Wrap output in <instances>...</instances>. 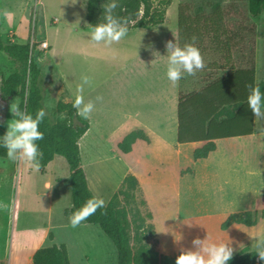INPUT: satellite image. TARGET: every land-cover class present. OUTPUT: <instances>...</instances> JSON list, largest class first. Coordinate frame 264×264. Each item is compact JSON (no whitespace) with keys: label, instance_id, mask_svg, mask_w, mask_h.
Masks as SVG:
<instances>
[{"label":"rangeland","instance_id":"1","mask_svg":"<svg viewBox=\"0 0 264 264\" xmlns=\"http://www.w3.org/2000/svg\"><path fill=\"white\" fill-rule=\"evenodd\" d=\"M76 1L78 0H43L50 25H54L57 20L56 27L63 26L64 29L79 25L82 18L79 4ZM148 3L156 14L163 15L164 18L168 15L169 20L178 21L180 7H185L186 15L190 20L197 19L193 25V30L196 33L194 35L198 36H195L194 44L200 49L205 67L197 71L195 75L185 74L182 76L180 80L181 93L198 91L210 81L225 75L227 71L223 68V64L227 50L225 47H220V44L229 41L235 42L237 36L241 38L239 42L237 40L238 47L232 45L229 53L233 54L235 51L236 60L234 63L237 67H242L246 66L254 55L255 38L258 34L260 42H258L256 66L257 79L264 81V10L258 17L252 16L248 10V0H148ZM39 10L40 5L36 3V0H0L1 37L4 40L29 41L32 44L33 57L40 65L44 51L39 50L40 40L36 37L37 25L38 30L42 25L40 18L38 22ZM210 19L220 21L218 48L212 47L213 33H211ZM57 38L53 32H50L49 42L51 44ZM52 47H54L53 44ZM51 60H53L52 53L43 61V67L41 66L43 91L50 86V83L46 81L50 75L46 73L52 69ZM59 69L62 70L66 80H73V52L63 56L61 67L58 66ZM12 70L11 61L0 52V86L2 78L7 77ZM60 96L57 94V90L46 93V113L53 121L56 120L54 113L56 101ZM18 105L19 100L10 101L7 104L0 100L2 135L6 131L7 122L13 118L11 113L13 106L18 107ZM255 135L256 138L264 139V119L256 118ZM252 140L253 137L220 140L217 150L211 153L208 162L195 161L192 156L190 158L188 155L182 157L180 162H188L179 166L178 191L171 187L172 179L170 178H168V186L158 187L161 177L170 175L176 167V145H178L176 140L168 144L155 142L152 145H141L138 151L127 156L125 162L130 166L131 174H149V177L156 175L154 186L149 188L152 195L150 200L147 198L149 206L147 202L146 204L143 202L146 201V195L148 196L143 185L144 190L142 189V191H131L127 197L122 195L118 197L116 206L119 210H124L127 213V227L133 249H136L141 242L152 249H157L160 243L158 235L160 239H168L171 234L175 233L171 221L174 222L175 216H178V233L188 240L186 242L188 246H192L193 238H204L207 234L210 240L230 243L234 250L233 256L246 249L255 251L257 238H264V207L257 209L255 206L253 208V211L257 209L258 212V222L255 226L246 227L234 224L225 230L221 228V224L228 213L212 209L223 204L248 210L256 198L264 197V145L251 144ZM61 159L64 160L62 157ZM65 163L67 166L66 161ZM3 164L4 166L9 165V169L0 177V264H14L15 243L12 241V235L15 229H18V233L15 234L17 244L15 249L20 251V245L28 244L29 240H40L38 224H42L43 220L47 222L48 215L47 207H44L43 202L37 201L30 190H27V188L31 189L33 176H25L26 161H9L3 162ZM104 165L110 167L109 164L104 163ZM59 168L60 178H63L65 166L61 165ZM112 172L116 171L112 170ZM204 173L209 174L208 177L213 179V187L216 188L213 189L216 193L211 196L213 199L211 205L206 193L202 190L203 182L201 181ZM22 174L23 180L25 179V186L22 185L24 194L21 196V204L17 205V198L21 194ZM68 182L69 184L62 181L55 190L59 194H64L62 195L63 201H66L67 191H70L71 188L70 181L68 180ZM207 185L209 186V183ZM149 207L154 213L157 230L163 231L164 226L169 231L158 232V235L155 232L150 235L146 228L149 223L153 222V218H150L152 212ZM50 219L55 220L56 216L53 214V218L50 216ZM56 220L59 221V219ZM85 224V228L78 227L79 233L84 237V248L98 256L95 255L96 257L92 258L88 253L82 254L69 241L70 263L88 264V258L97 263L100 260V252L103 251L107 255L105 264H118L117 250L111 240L104 234H99L102 231L98 225ZM62 236L65 235L58 234V238H62ZM50 237H52L51 234ZM34 244L35 242L31 246ZM42 244V247L52 246L48 240H44ZM86 255L87 257H84Z\"/></svg>","mask_w":264,"mask_h":264},{"label":"crops","instance_id":"2","mask_svg":"<svg viewBox=\"0 0 264 264\" xmlns=\"http://www.w3.org/2000/svg\"><path fill=\"white\" fill-rule=\"evenodd\" d=\"M76 3L79 4L82 18L81 23L76 27H67L66 29H64L63 26L56 27L58 24L56 17H54L57 20L56 23L50 25L45 12L47 8L44 6L46 5L44 2L40 5L38 22L40 18L42 25L39 30L37 25L36 37L38 40H45L49 44V47L46 50L38 47L39 50L44 51L40 67H43V61L46 60L49 54L52 53L53 56V60L50 61L52 69L50 72L46 73L47 75H50L46 79V81L50 83V86L43 91V99L45 104L46 93L48 91L51 92L57 90V94L61 96L56 101V106L59 101L73 104L77 94L76 85L80 83L81 75H87L91 78V86L86 85L83 92L80 93L83 96L84 102L91 100L94 103V110L89 118L85 119L81 117L89 122V129L79 141L81 147V162L86 170L88 185L92 193L96 198H102L104 204L107 205L114 194L122 187L124 178L131 174V168L125 162L127 156L138 151L139 146L141 145H152L155 142L159 144H168L174 140L177 141L178 99L181 79L175 84L167 79V59L166 56L163 55L166 54L165 44L167 41L176 40L179 44L178 21L175 19L169 20V16L166 15L163 23L156 25L144 24L136 28H131L126 37L118 42L105 46L102 43L94 44L89 41L88 34L91 31V27L88 26L86 19L87 0H78ZM50 32H53L58 37L56 41H52L54 47H52L51 42H49ZM237 40L239 42L241 38L237 36ZM237 40H235V42L229 41L228 43L220 44V47H224V44L227 50L224 55L223 68L227 72L231 68H247L250 66V61L252 59L256 73L255 84L258 85L261 82L257 79L256 68L258 42H260L259 36L256 34L253 57L249 59L246 66L242 67H237L234 63V60H236L235 51L233 54L229 53V49L231 50L232 45L238 47ZM70 52H73L74 55V74L73 80L71 81L65 79V75L61 69L58 70V66L61 67L63 56ZM153 52H158L161 56H159V54H154V57ZM42 75L41 72V78ZM64 94L65 96H63ZM97 96L101 97V99L96 100ZM54 114V118L56 119L54 122L66 118L65 112L60 113L55 110ZM132 132H138L139 136L132 144L131 151L124 153L119 149V144ZM255 134L256 118H254L253 134L240 137H253L251 144L257 143L263 146L264 139L256 138ZM0 135H2L1 125ZM220 140L215 141L216 149L213 152L217 150L218 142ZM177 144L176 167L170 175H163L161 177L158 185L159 188H165L168 186V178H170L172 179L171 187H174L176 191H178L179 166L188 162H180L182 157L186 155L190 158L191 156L193 157L194 150L202 147L205 142L188 144H179L177 142ZM211 153L206 158L195 160L193 157V159L198 162H208ZM61 157L62 156L56 155L44 168L43 172L40 170H33L27 162L25 164V176H33L31 189L27 188V190H30L31 194L37 201H42L43 203H41L44 204L45 208L47 207L48 221L46 222L43 220L42 224H38V231H40L41 237L40 240H29V243L32 244L35 242V244L33 246L29 243L26 245H20V251L15 249L17 246L15 242V234L18 233V229H15L12 235V241L15 243L14 264H32L33 254L36 249L43 246L42 243H44V240H48L52 245H66L68 255L70 242H72L76 246V249L82 252V254L88 253L92 258L98 256V254L93 251V253H91V250L84 248V237L81 236V233H79L78 230V227L85 228V223L87 222L83 220L75 227L70 223V218L75 212L71 210L73 207L72 188H70V191H67L68 194L66 201L62 200L63 193L59 194L55 191L58 184L62 181L69 184V180L71 186L69 165L66 166L65 158L62 157L64 158V161ZM3 162L7 163L9 160H7L5 155L0 154V177L9 169V165L4 166ZM104 163L109 164L110 167L104 165ZM61 165L65 166L63 178H60L59 174V167ZM112 170H115L116 172L113 173ZM135 176L139 181L140 187L143 189V185L147 190L148 196L146 195V202L149 206L147 198L150 200L152 196L149 188L154 186L156 175L149 177V174H136ZM208 176L209 174L207 175L204 173L201 182H203L202 190L206 193L208 202L211 205L213 204L211 196L216 193L213 189L216 188L213 187V179H210ZM27 183L29 184V182ZM207 183H209V186H206ZM23 184L25 186V179L23 180L22 174L20 184L21 194L17 198V205H20L22 201L21 196L24 194ZM185 190L189 191L188 189ZM258 198H256V200ZM256 200L248 210L223 204L212 209L218 212L225 211L228 215L234 212L253 211V208L256 206ZM65 209H69L70 213H63ZM151 212L153 214L152 223L154 224L156 232L158 230L154 223V213L152 210ZM53 214L56 216V219H59V221L56 219V221L50 219V216L53 218ZM178 222V216H175L174 222L171 221L175 233H178ZM93 225L95 226L96 224ZM94 231H96V229H94ZM97 232H99L98 229ZM50 234L52 237H50ZM58 234H64L65 236L58 238ZM99 234L107 236L103 231L102 233L99 232ZM156 234L158 235V232H156ZM181 237V240L175 241L173 234H171L168 239H160L158 235L160 243L156 250H159L166 255L176 256L182 249L192 248V246L187 245L186 242L188 240L184 239L185 237L182 235ZM84 257H87V255ZM106 257L107 255H105V252L101 251L100 260L96 263V261H92L91 258H88V264H105Z\"/></svg>","mask_w":264,"mask_h":264},{"label":"trees","instance_id":"3","mask_svg":"<svg viewBox=\"0 0 264 264\" xmlns=\"http://www.w3.org/2000/svg\"><path fill=\"white\" fill-rule=\"evenodd\" d=\"M109 0H87L88 26L103 21V5ZM248 10L254 17H258L264 10V0H248ZM185 7H180L178 17L179 45L193 43L192 37L197 36L193 30L194 22L186 15ZM114 15L125 18L128 29L142 25H156L164 22V16L156 14L148 0H118ZM213 33V48H218L220 21L210 19ZM1 26V19H0ZM198 37V36H197ZM224 47H226L223 44ZM0 52L12 63L13 70L2 78L0 86V100L7 104L19 100L18 108L32 113L45 109V117L40 123V130L44 133L43 139L37 141L42 152L41 172L56 155L65 158L69 165L72 188V211H77L90 198L95 197L87 179V173L81 162L80 139L89 129V122L77 115L72 103L59 101L57 112H65L66 118L54 122L46 113L43 99L41 67L33 57L29 41L25 43L3 39L0 35ZM255 68L253 60L247 68H231L229 71L201 88L198 91L183 94L178 99V131L177 142L188 144L205 142L202 147L196 148L193 153L195 160L208 157L216 149V140L249 136L253 134L254 117L247 106L246 97L250 87L255 84ZM259 87L264 92V81ZM138 132L128 134L119 144V149L128 153L132 144L138 138ZM0 154L5 150L0 148ZM134 191H142L137 177L129 174L123 180L122 187L114 194L111 201L97 208L84 221L96 224L110 238L116 247L118 264H175L176 256L166 255L159 250L152 249L142 242L136 249L130 243L128 233L127 213L116 206L119 195L127 197ZM146 204V201H143ZM256 208L264 207V197L256 200ZM257 209L254 211L234 212L221 224L223 230L234 224L255 226L258 222ZM65 214L70 210L65 209ZM150 218L153 214L150 213ZM146 228L150 235L155 234L153 223ZM32 264H71L66 245H52L40 247L33 254ZM228 264H264L255 251L248 249L241 251Z\"/></svg>","mask_w":264,"mask_h":264},{"label":"clouds","instance_id":"4","mask_svg":"<svg viewBox=\"0 0 264 264\" xmlns=\"http://www.w3.org/2000/svg\"><path fill=\"white\" fill-rule=\"evenodd\" d=\"M118 0H109L103 5V21L92 25L89 32V41L94 44L111 45L120 41L128 34V27L123 17L114 15L113 10L117 7ZM79 23V21H77ZM195 36L192 37L193 43H185L180 46L176 40L167 41L165 44L167 67L166 77L172 83L178 82L185 74L192 76L197 71L205 67V62L200 49L195 46ZM159 54L158 52H153ZM159 56H161L159 54ZM155 57V55H154ZM92 80L87 75H81L80 83L76 85V96L73 107L77 115L82 118H89L94 110L93 101L84 102L80 94L86 85L91 86ZM101 97L97 96L96 100ZM247 106L251 110L254 118L264 119V92L259 85L250 87L246 97ZM13 118L7 122V128L3 135H0V148L5 150L7 160L26 161L33 170L41 168L42 152L37 141L43 139L44 133L40 130V123L45 117V109L40 108L35 115L20 110L13 106L11 111ZM102 198L92 197L88 199L80 209L75 211L70 223L73 227L93 214L97 208H103ZM163 231H169L163 226ZM174 240L182 239L178 233H173ZM192 248L182 249L175 258V264H228L233 256V248L230 243L224 241H213L208 238L195 237L191 240ZM255 254L261 261H264V238H257L255 242Z\"/></svg>","mask_w":264,"mask_h":264},{"label":"built area","instance_id":"5","mask_svg":"<svg viewBox=\"0 0 264 264\" xmlns=\"http://www.w3.org/2000/svg\"><path fill=\"white\" fill-rule=\"evenodd\" d=\"M36 3L39 4V5H41V4L43 3V0H36ZM31 47H32V44H31ZM38 47H39L40 49L46 50V49H48L49 44H48V42L45 41V40H44V41H40Z\"/></svg>","mask_w":264,"mask_h":264}]
</instances>
